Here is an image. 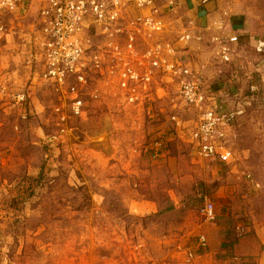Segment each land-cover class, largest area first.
Returning <instances> with one entry per match:
<instances>
[{
  "label": "rangeland",
  "instance_id": "374dc122",
  "mask_svg": "<svg viewBox=\"0 0 264 264\" xmlns=\"http://www.w3.org/2000/svg\"><path fill=\"white\" fill-rule=\"evenodd\" d=\"M226 3L244 27L228 61L214 33H199L195 23L192 32L181 3L164 8L159 38L174 44L181 32L194 34L186 56L207 94L241 110L234 161L195 155L185 130L190 111L172 90L140 107L85 95L83 116L51 85L37 86L23 105L0 101V264H264V58L250 42L264 36V0ZM31 21L13 24L0 77L24 56ZM206 198L215 222L199 215Z\"/></svg>",
  "mask_w": 264,
  "mask_h": 264
},
{
  "label": "built area",
  "instance_id": "2783aa9c",
  "mask_svg": "<svg viewBox=\"0 0 264 264\" xmlns=\"http://www.w3.org/2000/svg\"><path fill=\"white\" fill-rule=\"evenodd\" d=\"M178 3L181 0H0V51L13 39V24L29 15L32 19L25 32L24 56L14 69L1 74V103L14 107L31 102L35 88L45 84L56 89L59 101L71 104L73 114L83 116L85 95L140 107L168 98L172 90L179 107L190 111L185 130L195 155L231 164L232 128L241 110L216 104L207 94L186 56L194 34L181 32L174 44L159 38L165 27L164 8ZM227 22L215 20L218 31L211 36L224 61L240 37L237 31L222 36ZM253 38L251 47L263 59L264 36ZM171 118L179 124L176 114ZM198 212L205 222L217 218L215 205L207 198ZM196 237L205 249L206 236ZM194 258L191 251L185 252L186 262Z\"/></svg>",
  "mask_w": 264,
  "mask_h": 264
},
{
  "label": "crops",
  "instance_id": "0c3cea01",
  "mask_svg": "<svg viewBox=\"0 0 264 264\" xmlns=\"http://www.w3.org/2000/svg\"><path fill=\"white\" fill-rule=\"evenodd\" d=\"M225 4H227L226 1L202 2L201 0H181L182 8L185 13L188 14L189 19L191 21L190 25L193 33L194 23L196 25V31H198L199 33H216L218 30L214 28L213 22L220 18L223 19L224 22L228 21L231 24V27H225V29L222 30L223 32H244V27L242 26V24H239L241 22L239 21L240 16L231 7H224ZM223 11H226L225 15H223ZM262 258L263 255L261 258L259 257L258 260H262Z\"/></svg>",
  "mask_w": 264,
  "mask_h": 264
}]
</instances>
